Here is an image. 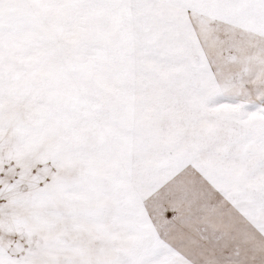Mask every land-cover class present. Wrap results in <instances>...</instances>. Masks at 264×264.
Listing matches in <instances>:
<instances>
[{
    "label": "snow or ice",
    "instance_id": "1",
    "mask_svg": "<svg viewBox=\"0 0 264 264\" xmlns=\"http://www.w3.org/2000/svg\"><path fill=\"white\" fill-rule=\"evenodd\" d=\"M0 264H264V0H0Z\"/></svg>",
    "mask_w": 264,
    "mask_h": 264
}]
</instances>
